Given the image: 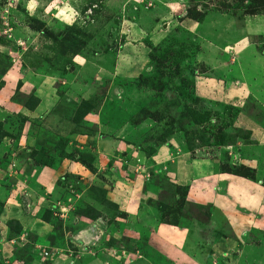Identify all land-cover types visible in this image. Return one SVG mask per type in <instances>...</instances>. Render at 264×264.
Listing matches in <instances>:
<instances>
[{"label":"rangeland","instance_id":"1","mask_svg":"<svg viewBox=\"0 0 264 264\" xmlns=\"http://www.w3.org/2000/svg\"><path fill=\"white\" fill-rule=\"evenodd\" d=\"M263 19L0 0V264H264Z\"/></svg>","mask_w":264,"mask_h":264},{"label":"crops","instance_id":"2","mask_svg":"<svg viewBox=\"0 0 264 264\" xmlns=\"http://www.w3.org/2000/svg\"><path fill=\"white\" fill-rule=\"evenodd\" d=\"M262 22H260V20H258V25H257V27L255 28V30H252L253 32H255V33H264V27H263V24H264V19L263 20H261ZM262 23V24H261ZM141 127V126H140ZM122 127L120 128V129H118L117 130V132L121 135V132H122ZM123 135L124 134H122V137H123ZM131 138H133V136H130ZM124 138H126V135H124ZM5 150H3L1 153H2V156L0 157V159H1V161H3L4 162V160L6 159V158H10V160H13L12 161V165L13 166H16V167H18V168H20V169H24V170H26V169H29V170H31V172H30V174H29V176H30V179H32L33 177L34 178H36V179H38V177H40V175H41V170H42V168H36L34 165H32V167H29L28 165H29V163L26 165L25 164V162H24V160L22 159V156H25V154L23 155L21 152H23V150L22 149H19L18 151H19V154H18V158L17 159H15V158H11L10 157V155H8L6 158H5V152H4ZM157 155V154H156ZM5 164H8V162L7 163H5ZM20 180H18L17 182H19ZM37 181V180H36ZM20 186H19V184L17 183V185H16V187H15V192L16 193H20L19 191H20V188H19ZM26 193V192H25ZM90 207H92L93 208V206H90ZM94 209V208H93ZM19 213H21L20 211L18 212V211H16V212H14V219L15 220H13V221H15L18 225H19V227L21 228V231L22 232H24V224H23V222H21V221H19ZM95 264V262L94 261H92L90 264Z\"/></svg>","mask_w":264,"mask_h":264},{"label":"trees","instance_id":"3","mask_svg":"<svg viewBox=\"0 0 264 264\" xmlns=\"http://www.w3.org/2000/svg\"><path fill=\"white\" fill-rule=\"evenodd\" d=\"M21 229V228H20Z\"/></svg>","mask_w":264,"mask_h":264}]
</instances>
